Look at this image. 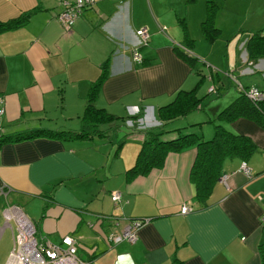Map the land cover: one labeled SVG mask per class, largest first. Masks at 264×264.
<instances>
[{"label":"crops","instance_id":"0c3cea01","mask_svg":"<svg viewBox=\"0 0 264 264\" xmlns=\"http://www.w3.org/2000/svg\"><path fill=\"white\" fill-rule=\"evenodd\" d=\"M93 1L66 28L57 20L61 0H0V21L31 13L22 26L0 33V133L44 126L75 129L77 123L69 121L80 120L85 97L103 70L95 105L118 116L100 125L102 135L88 139L38 137L0 145V190L5 192L0 201L12 205L14 215L7 225L1 211L0 236L9 228L12 242H0V264L9 260L21 221L34 224L39 241L58 243L62 236H72L77 257L88 264H260L264 127L258 120L220 118L227 130L254 142L246 159L252 176L238 171L241 157L227 156L205 198L196 197L190 176L194 146L169 152L163 165L146 175L127 179L126 171L136 161L132 158L144 139L142 129L200 133L206 116L218 120L220 107H205L206 98L198 94V113L164 124L155 116L179 90L192 89L200 78L204 83L203 66L219 70L222 78L221 64L207 56H228L223 69L242 86L264 90V58L251 66L244 48L250 32L264 27V0H215L213 19L220 34L213 40L201 32L207 0ZM140 28L148 30L149 38L138 47L142 62L135 63L131 48ZM238 52L241 58L231 64L230 56ZM139 112L136 121L128 118ZM175 120L176 127L168 128ZM126 143L133 144V153L125 151ZM115 191L121 195L116 205L110 197ZM183 206L191 211L180 213ZM100 214L122 219L115 226ZM137 218L146 221L137 229L135 244L109 243L108 237L122 231L128 219Z\"/></svg>","mask_w":264,"mask_h":264},{"label":"trees","instance_id":"16d2710c","mask_svg":"<svg viewBox=\"0 0 264 264\" xmlns=\"http://www.w3.org/2000/svg\"><path fill=\"white\" fill-rule=\"evenodd\" d=\"M206 7L207 13L206 18L201 23V32L207 40H213L220 34V29L215 25L213 19L217 4L215 0H207ZM30 16L31 13L27 12L18 18L0 21V33L22 26L29 20ZM244 48L247 64L253 66L259 59L264 58V27L250 32ZM189 55L191 59H197L195 55L191 53ZM229 74L236 82L239 94L227 107L220 110L219 117L231 121L241 116H248L258 120L264 127V98L261 100L250 99L246 91L243 90L246 87H239L238 84L240 83L236 77L231 72ZM105 76L106 70H103L85 97L86 104L80 116L81 126L79 129L39 127L11 135L0 133V145L38 137L70 140L88 139L102 135L104 131L100 129V125L111 123L118 117L95 105V99ZM202 82L203 79L200 78L192 89L179 90L169 103L155 110V116L164 124L166 121L195 110L201 99L198 98L197 91ZM140 116L141 112L128 118L136 121ZM133 126L136 124L133 123ZM141 131L144 134V139L134 165L126 171L127 179L146 175L153 168L161 167L169 152H182L194 146L196 155L190 176L195 182L196 197L200 198H205L210 193L212 185L220 175L221 163L225 157L239 156L246 161L247 157L255 150V144L248 136L232 133L221 123L214 125V133L210 139H204L200 133L195 131H183L181 129L166 131L162 128L149 127ZM170 132H173V136L169 135ZM107 218L114 220V223L115 220L122 219L118 215ZM137 219L139 223L143 220V218ZM259 254L260 264H264V243L259 248Z\"/></svg>","mask_w":264,"mask_h":264},{"label":"built area","instance_id":"2783aa9c","mask_svg":"<svg viewBox=\"0 0 264 264\" xmlns=\"http://www.w3.org/2000/svg\"><path fill=\"white\" fill-rule=\"evenodd\" d=\"M93 2V0H61L62 8L57 14V20L66 28H70L81 11L91 6ZM136 33L138 40L136 46H132L131 48V55L135 63H141L142 58L138 52V47L148 42L149 32L146 28H140ZM238 86L241 88L244 87L241 84H238ZM243 90L246 91L252 100H261L264 98V90L258 87L250 86L243 88ZM238 171L243 172L247 177L252 176L251 168L245 160L241 162ZM226 177L225 175L221 177L224 183L226 182ZM3 192L4 190H0V194ZM110 197L115 205L120 202L121 195L119 192H111ZM190 211V207L183 206L180 213L185 214ZM2 213L7 225H9V220L14 217L12 205H6L2 209ZM145 221L143 219L139 223L135 219H128L122 231L108 237L109 243H120L118 241L126 240L129 244H135L137 240V229ZM260 223L264 225V214L260 217ZM13 242V249L7 264H88L77 257V243L72 236L64 235L58 243H54V241L49 239L39 241L35 236V226L30 221H21L18 227V233L13 238Z\"/></svg>","mask_w":264,"mask_h":264},{"label":"rangeland","instance_id":"374dc122","mask_svg":"<svg viewBox=\"0 0 264 264\" xmlns=\"http://www.w3.org/2000/svg\"><path fill=\"white\" fill-rule=\"evenodd\" d=\"M80 15V14H79ZM79 15H78V17H79ZM77 17V18H78ZM240 50V49H239ZM220 56L221 55H218V54H213L212 56H207V58H209V59H211V61H213L214 63H216L217 65H220L221 64V67H222V70H223V72L222 73H220V76L222 77L220 80L218 79L219 77H218V75H217V72L219 71V70H215V71H210L209 70V68H207V67H209L208 66V64H207V67H205V66H203L202 67V70H203V73L206 75V79H205V81H204V83L198 88V91H197V94L198 95H204L203 96V98H202V100L204 99V98H206V101L204 102V105H205V107H207V108H209L211 105H212V108H214L215 106H219L220 108L218 109V112H217V110H216V112H217V114L215 113V117L217 116V118H218V120H216V121H212V120H209L208 121V118H207V116H206V118H204V120H206L205 122H202V127H200L199 129H198V131L204 136V139H210L211 137H212V135H213V133H214V125L215 124H220V117H219V113H220V110H222V108H225V107H227L228 105H229V103L236 97V95L238 94V92H237V90H236V88L234 87V84H232L231 82H230V80H229V73H228V71L227 70H225V69H227V65H228V62H227V60H226V58L228 57V56H221V58L223 59H225L224 60V62H222L221 60H220ZM234 58H241V55H240V53L238 52L237 53V55H231L230 56V59H231V64H234ZM222 62V63H221ZM205 63H207V61L205 60ZM212 67H214L215 66V64H213V63H209ZM216 67V66H215ZM230 67H232V66H230ZM223 68H225V69H223ZM231 71V70H230ZM211 72H213V73H211ZM212 74H213V79H212ZM200 76H198V78H199ZM197 78V79H198ZM214 82V84H212ZM211 86L213 87H215V90H213V91H210V89H211ZM190 87L191 86H189V88H187V89H190ZM219 91V92H217V90ZM217 92V93H216ZM168 103V102H167ZM198 111L199 110H192V111H190V112H188L187 114H193V113H198ZM209 112L211 113V115H210V118H212V119H214L213 118V116H214V110L212 109V110H209ZM202 113H204V111H202ZM182 120V119H181ZM58 121H63V118H59L58 119ZM180 121V120H179ZM225 121H227V122H231V121H229V120H225ZM176 122H178L177 120H175L174 122H171V123H169L168 125H167V127L168 128H173V127H176V126H174L175 124H176ZM52 123H55V120H52ZM61 123V122H60ZM59 123V124H60ZM69 123L71 124V125H74V124H76L77 123V125L75 126V129H79L80 128V120L78 121L77 119H70V121H69ZM58 124V125H59ZM102 124H105V123H102ZM101 124V125H102ZM44 127H46V128H53V127H48V126H44ZM233 126L232 125H230V128H232ZM72 128H74V127H72ZM207 129L209 130V131H207ZM233 129H235L234 127H233ZM204 130H206V133L208 134H203V131ZM229 130V129H228ZM230 132H233V131H230ZM210 133V134H209ZM233 133H235V132H233ZM125 140H128L127 138H125ZM125 147H126V149H125V151L127 152V153H133V144H130V143H126L125 144ZM138 153H139V151L137 150L136 152H135V154H134V156H133V158L132 159H134V160H136V158H137V155H138ZM3 202V200L2 201H0V226L2 225V223H3V219H2V216H1V211H2V209L4 208V206H6L7 204L6 203H4ZM113 207V205L111 204V208ZM24 212V211H23ZM11 235H12V233H11V230L9 229V228H7V229H5L3 232H2V234H1V236H0V242H12V237H11Z\"/></svg>","mask_w":264,"mask_h":264},{"label":"water","instance_id":"95a60500","mask_svg":"<svg viewBox=\"0 0 264 264\" xmlns=\"http://www.w3.org/2000/svg\"><path fill=\"white\" fill-rule=\"evenodd\" d=\"M113 216L114 215H112V214H109V215L108 214H100V217H104V218H107V217H111L112 218ZM114 225L117 226L116 223H114Z\"/></svg>","mask_w":264,"mask_h":264}]
</instances>
